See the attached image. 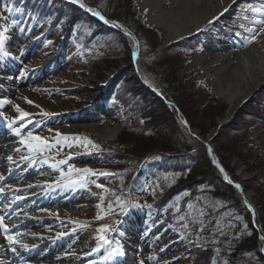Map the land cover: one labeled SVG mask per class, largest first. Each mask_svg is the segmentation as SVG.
I'll list each match as a JSON object with an SVG mask.
<instances>
[{"label":"rangeland","instance_id":"374dc122","mask_svg":"<svg viewBox=\"0 0 264 264\" xmlns=\"http://www.w3.org/2000/svg\"><path fill=\"white\" fill-rule=\"evenodd\" d=\"M4 1L5 0H0V3ZM68 2L72 3V0H68ZM100 2H102V0ZM121 2L122 14L124 15L125 12V16L130 15L137 19L136 22L138 26H132L135 29V35L133 38H129V41L132 40L133 42L131 43L134 46L137 42L139 43L138 39L140 40L141 38H144V47L154 46L157 50L167 48L172 55V59L170 60L175 61L177 59L182 65L181 71L177 69L178 72L182 73L181 87H176V83L180 84V82L176 81L178 78L175 77L178 72L173 73L176 68L169 67V64H166L167 66H165L164 72H157V74L154 75H150L149 72V75L145 74L147 78H143L141 74L146 68L145 65L141 63L137 64V61L130 59L134 49L130 50L132 46L129 41L122 36L119 37L116 33L119 32L126 36L128 35L125 32L114 28H111L114 34H107L102 32L104 26H99L97 24H95L96 28L92 31L91 29L93 25H90L84 17H81L78 20V31L80 30V35L82 37L85 34L93 35L90 36L91 39L87 44V47L90 49V54L84 55L88 51H85L86 53L80 56L64 53L65 55H63L62 59L58 60V65L51 67L48 66V64L46 65L47 68L46 66H42L43 70L41 71V68H37V65H31L39 62L40 58L38 55L40 52H36L37 50L34 48L25 50L26 47L24 48L23 45L27 41L30 42L33 39L32 36L29 34H21V30L25 29L26 26L29 28L32 24H35L38 25L36 28H41L39 25L44 24L43 22L38 23L37 21H34L36 16L33 15L27 21L28 24H23V26L19 25L16 27L18 29L13 28L17 31V34L19 33V37L12 34L14 31L10 33L11 30H13L12 27L9 29V33H7L10 40L6 41L5 50L9 54H12V56L10 55V58H14L15 60L12 67L13 72L9 73L14 89L6 94L0 90V101H5L6 99H8L7 101H10V103L0 104L3 111L10 112L11 103L14 100L22 101L26 107L34 105L35 107L33 108L37 109L39 107H37V104H35L34 101L31 104L27 102V100L32 101L31 98L34 96L42 98L44 103L53 109V112L47 116L43 114L46 111L28 112L30 115L25 118L26 125L20 130L18 137L2 144L3 141L0 144V154H8L9 152L13 153L18 148L20 151L26 150L27 147L20 143L19 137H27L28 133L31 132L34 136L46 138L49 144L55 146V153L50 158L55 162L60 160L67 161V163L61 164L56 168L52 177L61 176V171L65 174H69V165L75 169H93L95 174H88L89 178L85 181L87 183L86 187H89L88 190L93 192L94 196L92 199L87 202L85 201V203L79 206H73L71 204L62 206L65 210L63 212L64 216H66L67 219H70L73 215L79 218L77 221L68 220L66 225H76L80 227L87 225V227H93L95 225L108 224L115 229L107 234L112 241L113 246H115L116 239L115 231L120 224V215L115 213V211L121 208L119 207L121 204L126 203L125 200L127 197L125 192L128 184L126 185L125 183L128 180L130 181L132 174L129 175V167L117 166L108 168L104 165V162L101 164V155L105 154L108 156V152H115L117 159H120V162L124 161L123 157L125 156L126 159H133L130 154L128 155L125 153L126 150L119 151L116 149L114 151H109L108 145L117 142L120 135L124 134V132L137 134L139 131L143 130L144 133H147V129L144 126L145 121H149L146 124L150 128L158 125L160 129H165V131L168 134L170 133L174 138L180 136L182 139L185 137L183 128L180 124L178 126L174 120H171L172 116L178 119L184 126V130L189 137H193L198 141H188L192 146L199 144V149L194 147L192 150L197 151L198 153L203 152L207 155L202 148V139H205L208 133L211 132L215 126H218L216 124L217 118L224 115L228 104L223 98L216 95L208 85H206L205 78L210 75V71L205 73L202 72L197 64H195V59L198 55H201L204 50L209 49H211L212 52H223L226 48L241 50L249 45H244L245 38L252 35H255L257 38L261 34L260 28L264 27L262 25H254L252 23L254 19L253 13L250 10H246L244 7V4L248 3L253 4L254 6L258 5L261 3V0H235L231 6L230 12L219 15V19L213 21L211 25L208 24V21L212 20V18H210L203 27L199 28L201 29L200 31L193 30L189 33L187 32L181 37H171L166 39V29L157 20L148 15V6H145L143 9L138 0H121ZM83 3L87 8H93L88 6L84 0ZM8 5H11V3ZM77 6L79 7V5H76V7ZM5 8L6 7L2 8V10H5ZM87 8L80 7L79 9L81 12L87 14ZM6 11L7 10H5V12ZM236 11L241 14L240 17L235 15ZM19 13L22 16L21 12ZM245 17H247V19H245ZM14 20H16V17ZM224 20L232 24H229ZM234 22H238V24H233ZM8 24L15 25L16 23L8 22ZM221 25L225 28H230V33L223 31L220 28ZM241 25H243V27H241ZM125 28L130 32L127 27ZM247 28H254V31L249 33L245 31ZM141 32L143 33V36ZM152 32H154L155 37L157 36L159 39L155 44L152 41L155 39ZM213 33L216 35V38L212 36ZM237 33L240 35H237ZM257 33L260 34L257 35ZM185 39H189L188 42L191 46L186 45ZM41 58L43 59L44 57ZM142 61L145 62L144 58ZM168 67L169 69H166ZM21 73L24 74L22 75ZM94 74H97V76H94ZM106 76H109V79L106 80ZM138 78H140V80ZM125 79L126 82L124 81ZM104 81H110L109 86H119V90L117 91L119 101H115L109 108V112L103 114L101 118L96 119V117H94L89 119L86 117V114L87 112H91L92 109L88 97L95 94L100 88L106 86L107 83L103 86ZM141 81H144L146 85L153 89L154 93L150 92V89H148L147 86H144ZM120 82L124 83V89H121L122 87L119 85ZM2 87L3 85L0 86V89H2ZM106 89H108V86L105 87V90ZM138 92H142L143 94V96L139 95L140 99L138 95H136ZM169 93L175 94V96L179 98L181 104L182 94L183 96H185V94L187 97L190 96L192 101L187 107H184V109L191 112V116L196 118L195 121L200 124L211 122L210 127L202 132L200 127H197L196 125V127H193L190 123L191 127L198 132L195 133L194 136L189 134L187 126H185V124L171 111L170 108L172 107L164 102L165 98L163 95L169 99ZM145 95L154 98L153 100H150V106H152L151 109H153V111L149 110V112H146V110H144V106H147L144 105V103L148 102L144 97ZM202 102H208L207 106L211 108H217L222 105V112L219 115L210 118V121H207L209 118V115H207V107H204ZM143 111H145V113H143ZM249 112H254L256 114L252 115L249 114ZM96 113L97 112L93 114ZM245 114L252 117L254 121L248 126L247 131H245L244 127L241 129L238 128L235 135H232L230 133L232 125L242 124V120L247 118L244 117ZM0 118H3L0 119L1 122H6V118L3 116H0ZM73 118H76V120H73ZM230 120L233 124L229 126V129L224 128L225 139H223L221 144H219L220 141L218 142L220 134L216 131L219 128L215 129L212 133L213 135L210 139V143H213L215 146L214 149L218 154L219 162L222 161L225 166L230 169L229 171L231 172V175H234V177H236V179H238V181L244 186L246 179L252 175L251 171L248 170V167L255 163L256 158L264 160V145L261 143V139L263 140L264 136V80L255 85L252 90L239 101L236 108H234L230 114L228 122ZM197 122L195 123L198 124ZM86 124H120L121 128L118 135L113 140L107 142L92 134L85 126ZM225 125L226 123H222L221 127H227V125ZM63 126L70 128V131L66 132L65 135L61 134L56 140H51L41 134L46 128ZM244 131L245 133H243ZM215 133L219 135L215 136ZM64 137H67L68 139L65 140ZM85 137H87L88 140H91L94 144L99 145V148H92L91 145L85 147ZM198 137H201L202 139ZM232 139L234 141H232ZM258 140L261 142H258ZM57 141H60V143H57ZM69 144H71L72 147H68ZM132 145L136 148V151L140 152L141 149H138L140 147L139 144L136 143ZM234 146L236 148H234ZM8 148L11 150H8ZM94 149L100 151H93ZM151 155H155V153L149 152L144 157ZM207 157L209 158L208 155ZM209 160L211 161L210 158ZM11 166L13 165L8 163V166L4 168V176L9 173L14 175L11 171ZM19 166L23 168L26 165L20 164ZM71 174L79 173L72 172ZM105 175L110 176L111 179H109L110 177H108V179H97L96 177H105ZM94 177L96 180H93ZM90 178H93V181H90ZM97 185H102L103 187H97ZM246 189L252 191V201L254 202V190L250 188ZM145 192H147V190H142L141 195L144 196ZM127 195H129V192ZM117 198H119V200ZM136 198L138 199V197ZM74 203L77 204L78 201L74 200ZM254 204L256 203L254 202ZM97 205H100V207H97ZM98 214L102 217L99 220L96 219ZM76 222L78 223L73 225ZM154 233H156V231H154ZM150 234L151 232L147 231L144 236L147 237L150 236ZM137 235L138 231L134 233V237H137ZM77 238L78 236L76 235L68 239L74 241ZM150 239L151 242L148 240V242H146L145 240L142 241L140 245H135L132 242L131 244L133 245H128L126 242L123 245V256L125 257L121 258V260L112 259L109 262V260L102 259L100 254L90 258L89 262H91V264H105L106 261L107 264H201L198 256L195 255V253H190L191 250L184 245L182 240L177 242L175 239L171 244L169 243V245H167L168 241L165 235L159 239ZM152 241L157 242V246L152 247L150 245ZM173 243L176 244L173 245ZM131 246L133 248H131ZM158 246H160V249H158ZM182 248L184 251H182ZM108 250L109 248H107V251Z\"/></svg>","mask_w":264,"mask_h":264},{"label":"trees","instance_id":"16d2710c","mask_svg":"<svg viewBox=\"0 0 264 264\" xmlns=\"http://www.w3.org/2000/svg\"><path fill=\"white\" fill-rule=\"evenodd\" d=\"M29 1L36 2L39 7L43 8L45 10L43 14L48 18L59 17L57 25H62V29L66 27V30H69L68 26L73 27L71 31L74 36L78 33V20L81 17L86 18L90 25H93L92 31L96 28L90 16L81 12L80 6L76 7L71 2L66 0ZM84 1L88 6L98 8L104 15L119 21L135 35V29L132 26H138L137 19L135 15V18H133L130 15L125 16V12L124 15L122 14L121 0ZM72 19L76 21L72 22ZM102 32L114 34L113 30L108 26H105ZM152 33L155 38L152 41L155 44L159 39L157 36L155 37L154 32ZM116 34L129 41L130 37L119 32ZM141 34L143 36L142 32ZM90 36L93 35H83L81 40L75 42L76 45L78 46L80 41L91 39ZM72 38V36L66 38L67 46H70ZM143 40L144 38L138 39L139 50L136 58L137 64L141 63L146 67L141 74L143 78H147L145 74L149 75V72L150 75L164 72L166 64H169L171 68H176L173 73H177V69L182 70L179 60H170L172 55L167 48L157 50L154 46L144 47ZM188 40L185 39V43L187 46H191ZM131 42L133 41H129L132 46L130 50H133L134 46ZM69 51L75 52L76 50L71 48ZM143 58L145 62L142 61ZM169 67L166 69H169ZM181 74V72H178L175 75L178 78L176 81L180 82V84L176 83L177 88L182 85ZM94 76H97V74H94ZM124 81L126 82V79ZM119 85L122 87L121 89L125 88L124 83L120 82ZM118 90L119 86H116L115 91L117 92ZM136 95H138L139 99V95L143 96L142 92H138ZM169 95V99L182 112L187 123H191L193 127H200L202 132L210 127L211 122L200 124L195 121L196 118L191 116V112L184 109L192 101L190 96L187 97L186 94L185 96L182 94L181 104L175 94L169 93ZM144 97L148 101L144 103V105H147L144 106V110L146 112H149V110L153 111L151 109L152 106H150V100L154 98L148 95ZM207 104L208 102H202V105L207 107V115H209L207 121H210V118L222 112V105L217 108H211ZM249 114L253 115L256 113L249 112ZM244 117L247 118L242 120V124L234 125L230 120L226 123L227 127H218L219 129L216 131L220 134V137H218L219 144L225 139L224 128L229 129L232 124L230 129L232 135H235L238 128L244 127L245 131L248 130V126L251 125L254 119L246 114ZM171 120H174L178 126L179 124L182 126L185 137L182 139L180 136L174 138L165 129H160L158 125L151 128L148 127L146 123L149 121H145L144 126L147 129V133H144L143 130L137 134L124 132V134L120 135L117 142L108 145L110 147H108L109 151L116 149L119 151L126 150L125 153L130 154L133 159H126L125 156L123 157L124 161L120 162L115 152H108V156L104 154L101 164L104 162V165L109 168L117 166L129 167V175L136 172L130 188V194L133 199L138 197L137 204L143 207L147 214L145 217L144 213L143 219L144 222L148 221L147 229H155L156 231V233L151 232L149 238L159 239L165 235L168 242H172L175 239L177 242L182 240L184 245L191 250L190 253H195L198 256L201 264H264V254L261 250L262 243L258 232L252 224L250 212L244 203L240 191L232 182H237L241 186L243 184L234 175H231L230 169L220 161L224 171L229 176L228 182L224 180L221 172L212 164L205 153H198L192 150L194 147L198 148L199 144L192 146L188 143V141H198L186 134L184 126L178 119L172 116ZM217 133H215V136L219 135ZM233 139L235 140L234 137ZM233 139L232 141H234ZM136 143L140 145L138 148L141 149L140 152L136 151V148L132 145ZM234 148L236 147L234 146ZM149 152H154L155 155L144 157ZM248 170L251 171L252 175L246 179L243 187L254 190V202L259 205L257 208L258 225L264 235V160L256 158L255 163L251 164ZM127 182L125 184L129 185ZM142 190H147L144 196L141 195ZM125 195L127 197V190ZM148 205H151V207H148ZM123 206L121 204V207ZM182 251H184L183 248Z\"/></svg>","mask_w":264,"mask_h":264},{"label":"bare ground","instance_id":"6f19581e","mask_svg":"<svg viewBox=\"0 0 264 264\" xmlns=\"http://www.w3.org/2000/svg\"><path fill=\"white\" fill-rule=\"evenodd\" d=\"M138 1L143 9L148 6V15L164 26L166 39L181 37L187 32L203 27L210 18L218 16L225 8L228 11L223 12V14L230 12L233 4V0ZM1 56L6 62H2V66L0 64V83L3 85L2 89L6 94L14 88L9 77L11 68L8 70V67L3 66L7 62L11 64L13 62L10 61V58ZM195 64L204 73L210 71V75L205 78L206 85L228 104L224 115L217 118L216 124L227 123L230 114L239 101L255 85L264 80V33H261L254 42L241 50L230 48H226L223 52H212L211 49L204 50L201 55L196 57ZM109 76H106V80L109 79ZM31 99L39 105V108H33L34 105L26 107L22 101L14 100L11 103V111H3V117L8 120V123L6 125L0 123V144L3 141L2 144L16 139L17 134L13 129L19 128L20 131L26 124V117L17 119L20 113L16 111V105H19L27 113L42 110L48 113L53 112V109L47 106L39 96H34ZM10 123L11 127L9 126ZM85 126L92 134L107 142L113 140L121 128L120 124H86ZM69 129L65 126L46 128L41 134L51 140H56L61 134L65 135L66 132L70 131ZM215 129L217 126L203 140L211 139ZM192 132L197 133L198 131L193 130ZM57 133L60 135L58 136ZM19 138L21 139V137ZM261 141L258 140L264 145V136ZM8 150L11 149L8 148ZM54 153L55 146L50 149L46 148L43 153L30 154L26 149L17 153L15 151L0 154V176L4 177L0 180V187L5 189L4 192L0 193V197L10 196L11 199L8 204L0 206V216L8 214L11 219L5 222L9 226L8 233L0 230V264H88V259L95 252L105 250V245L101 246L102 242L97 239L96 229L100 225L78 227L68 226L63 222L79 219L74 215L70 219L64 216L65 210L62 205L65 201L77 197L90 200L94 193L87 187L81 186L80 177L83 176L85 180L88 174L61 175L55 181H46L48 180L47 176L56 170V168L51 167L52 164L56 163L50 158ZM9 156H12L15 163L8 160ZM22 156H30V159L21 160ZM45 160L47 163L44 162ZM33 161L35 162L33 163ZM8 163L13 165L11 171L14 170V175L9 173L4 176L3 170L8 166ZM20 164L26 166L21 168ZM16 197H21V199H16ZM33 198L35 200L31 204ZM246 199L251 200L252 196L246 194ZM5 205L9 206L5 207ZM16 233H20L17 239L21 243L29 245L27 249L15 244L12 247L17 249L16 252L10 250L5 237ZM58 233H66V235L58 236ZM76 235L78 238L74 241L68 239Z\"/></svg>","mask_w":264,"mask_h":264},{"label":"snow or ice","instance_id":"6c2138e0","mask_svg":"<svg viewBox=\"0 0 264 264\" xmlns=\"http://www.w3.org/2000/svg\"><path fill=\"white\" fill-rule=\"evenodd\" d=\"M72 2L75 3V4H78L81 8H87V6L83 3V0H72ZM233 2H235V0H233ZM244 7H245L246 10H250L253 13L254 19H253L252 23L254 25H262V26H264V0H261V3L258 4V5L254 6L253 4L249 3V4H246ZM87 11L92 12L93 15L100 16V19H102V20L104 19V17L101 16L99 12L95 11L92 8H87ZM226 11H228L227 8H225L223 10V12H226ZM223 12H221L219 15H223ZM219 15L218 16H214L212 18V20H209L208 24L211 25L213 23V21L219 19ZM245 19H247V17H245ZM13 23H15V22H13ZM105 23H114V22H110V21L106 20ZM11 27H12L11 24L0 25V55H3V56L8 55V53L4 49H5V43L9 39V36L7 35V33H8V31H9V29ZM241 27H243V25H241ZM200 30L201 29H197V31H200ZM245 31L251 33V32L254 31V28H247V29H245ZM260 33H264V27L260 28ZM260 33H257V35L260 34ZM237 35H240V34L237 33ZM255 39H256L255 35H252V36H250L248 38H245L244 45L247 46V44L252 43ZM49 43H51V42H49ZM21 74L23 75L24 73H21ZM25 99L27 100L26 97H25ZM27 102L29 104L33 103V101H31V100H27ZM3 103H10V101H6V100L5 101H0V104H3ZM15 107H16V111L20 113V116H18L17 119H23V118L28 117L30 115V113H27L23 109H21L19 107V105H16ZM37 107H39V105H37ZM42 112H43V110H42ZM43 114L46 115V116L50 115V113H47V112H44ZM0 115H2V113H0ZM9 126L11 127V123L9 124ZM21 127H23V125H21ZM13 131L16 132L17 135L20 134L19 128H14ZM57 135L59 136L60 134L57 133ZM64 139L67 140L68 138L64 137ZM84 140L86 141L85 147H87V145H91L92 148H96V149L99 148V145L94 144L91 140H88L87 137H85ZM20 143L27 147V149H28L30 154L37 153V152L43 153V151L46 148L50 149V148L54 147V145L48 143L46 138H42V137H39V136H34L31 132L28 133L27 137L21 136ZM57 143H60V141H57ZM68 147H72V145L69 144ZM16 151L19 152L20 149L18 148V149H16ZM209 152L211 153V149H209ZM28 159H30V156H22L21 157V160H28ZM8 160L10 162H12V163H15V161L12 158V156H9ZM34 162L35 161H33V163ZM44 162L47 163L46 160ZM214 162H215V160H214ZM65 163H67V161L60 160V161L56 162L55 164H52L51 167L58 168L59 165L65 164ZM221 171H223V169H221ZM72 172L83 173L85 175H87V174H95V171L93 169H89V168L75 169L71 165H69V175ZM101 174H105V173H101ZM61 175L63 176V175H65V173H63V171H61ZM3 178H4L3 176H0V180H2ZM225 179H228V177L225 176ZM80 180H81V186H85L86 187L87 183L84 180L83 176L80 177ZM29 187H31V185H29ZM97 187H103V186L102 185H97ZM236 187L239 188L240 186L236 185ZM4 191H5V189L0 187V193H2ZM16 199H21V197H16ZM117 199L119 200V198H117ZM8 206L9 205H5V207H8ZM97 207H100V205H97ZM148 207H151V205H148ZM43 211H47V210H43ZM101 218L102 217L99 214L96 217V219H98V220L101 219ZM4 219H5L4 216H0V230H2L4 233H8L9 226L4 224V222H3ZM83 227H87V225H84ZM114 230L115 229L113 227L109 226L108 224L100 225L96 229L97 239L102 242L101 246L108 245V248H109V250L107 251V255L102 257V259L112 260L114 257L122 256L124 254L123 245L120 243V241L116 240L115 241V246H113L112 241L109 239V237L107 235L110 231H114ZM19 235H20V233H16L15 235H6V237H5L7 239V241H8L10 250L12 252H16V250H17L15 247H12V245H15V244H19L20 247L24 248V249H27L29 247V245L21 243L17 239V237ZM33 235H35V234H33ZM57 235L58 236H63V235H66V233H58ZM260 239L264 240V236L260 237ZM33 247H35V245H33ZM261 250L264 251V249H261ZM93 251H96V249H93ZM217 251H219V250L217 249ZM89 264H91V262H89Z\"/></svg>","mask_w":264,"mask_h":264},{"label":"water","instance_id":"95a60500","mask_svg":"<svg viewBox=\"0 0 264 264\" xmlns=\"http://www.w3.org/2000/svg\"><path fill=\"white\" fill-rule=\"evenodd\" d=\"M125 32L127 34L131 35L129 32H127V31H125ZM150 92L154 93V91L151 90V89H150ZM164 98L166 99V101L168 102V104L172 107V112L187 126L188 132L192 136H194L195 134L192 131L193 130H196V129L192 128L189 123H186V120H185L184 116L181 114V112L179 111V109L176 107V105L172 101H170L165 96H164ZM198 138L202 139L201 137H198ZM202 142H203V147L202 148L205 150V152L207 153V155L211 159L212 163L215 164L219 168V170L221 171L222 167H221V165L218 162V159L219 158H218L217 152L214 149V147H215L214 144L213 143H210V139L209 140H203L202 139ZM209 149H211V153L209 152ZM214 160H215V162H214ZM221 173H222V175H223L224 178H225V176H227L226 173L224 172V170L221 171ZM235 185H239V184H235ZM238 189L241 192V194L243 196V199H244V202H245L246 206L248 207V209H249V211L251 213L252 224H253L254 228L256 229V231L258 232V236L260 238V237H262L264 235H263V233H262V231H261V229H260V227L258 225V217H257V211H256V207H258V205L254 204V202L252 201V199L251 200H247L246 199V194H250L252 196L253 193H252L251 190L246 189V188H244L242 186H240ZM261 242H262V249H264V240H261ZM262 252L264 254V251H262Z\"/></svg>","mask_w":264,"mask_h":264}]
</instances>
